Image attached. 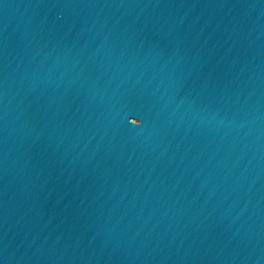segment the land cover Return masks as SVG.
I'll return each instance as SVG.
<instances>
[{"label": "water", "instance_id": "obj_1", "mask_svg": "<svg viewBox=\"0 0 264 264\" xmlns=\"http://www.w3.org/2000/svg\"><path fill=\"white\" fill-rule=\"evenodd\" d=\"M0 264H264V0H128L0 155Z\"/></svg>", "mask_w": 264, "mask_h": 264}]
</instances>
